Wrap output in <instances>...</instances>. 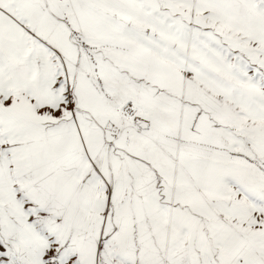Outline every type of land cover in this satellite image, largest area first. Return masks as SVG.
I'll return each instance as SVG.
<instances>
[{"label":"snow or ice","instance_id":"1","mask_svg":"<svg viewBox=\"0 0 264 264\" xmlns=\"http://www.w3.org/2000/svg\"><path fill=\"white\" fill-rule=\"evenodd\" d=\"M0 264H264V0H0Z\"/></svg>","mask_w":264,"mask_h":264}]
</instances>
